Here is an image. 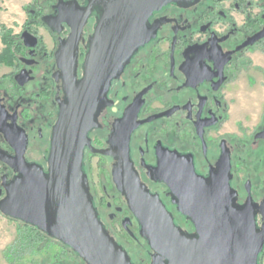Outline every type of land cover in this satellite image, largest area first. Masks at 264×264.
I'll return each mask as SVG.
<instances>
[{
  "label": "flooded vegetation",
  "instance_id": "flooded-vegetation-1",
  "mask_svg": "<svg viewBox=\"0 0 264 264\" xmlns=\"http://www.w3.org/2000/svg\"><path fill=\"white\" fill-rule=\"evenodd\" d=\"M90 1L32 0L20 30L0 25V200L24 176L6 159L23 153L48 173L67 85L74 73L78 82L85 76L102 12L94 7L79 29ZM148 24L156 25L151 38L100 95L83 161L99 219L133 264H153L158 254L114 178L127 145L143 188L159 195L187 234H196L192 219L164 178H180L192 163L210 181L222 156L230 160L235 204L252 201L259 228L264 221V102L253 126L232 123L235 107L258 103L252 96L264 92V0H178L154 11ZM15 220L56 244L50 260L31 264H89L37 226Z\"/></svg>",
  "mask_w": 264,
  "mask_h": 264
},
{
  "label": "water",
  "instance_id": "water-1",
  "mask_svg": "<svg viewBox=\"0 0 264 264\" xmlns=\"http://www.w3.org/2000/svg\"><path fill=\"white\" fill-rule=\"evenodd\" d=\"M178 0H91L79 29L94 7L102 9L85 61V76L73 74L67 85L68 102L61 106L44 173L23 153L6 159L23 177L6 186L0 211L12 219L37 226L70 246L89 264H133L126 251L107 233L89 195L83 170L88 129L100 95L108 89L137 47L146 43L155 26L154 11ZM71 2H61L68 4ZM78 35L71 43L76 44ZM165 181L178 196V209L191 217L196 234L175 222L159 195L143 188L132 168L128 145L120 150L114 178L138 217L141 232L157 252L153 264H260L264 251V221L257 225L254 206L235 204L230 160L222 156L210 181L193 164Z\"/></svg>",
  "mask_w": 264,
  "mask_h": 264
},
{
  "label": "rangeland",
  "instance_id": "rangeland-1",
  "mask_svg": "<svg viewBox=\"0 0 264 264\" xmlns=\"http://www.w3.org/2000/svg\"><path fill=\"white\" fill-rule=\"evenodd\" d=\"M32 0H0V25L10 26L14 31L20 30L24 19L26 18L25 6L31 4ZM1 35V34H0ZM3 48V42L0 36V50ZM253 99L258 103H249L246 105L235 107L232 111V123L234 126L237 121L242 119L246 125L253 126L257 122L258 115L262 111L261 103L264 102L263 90L257 91ZM250 117H254L252 121H247ZM234 129V128H233ZM96 160V159H95ZM34 233L25 228L21 222L5 216L0 211V264H31L33 261L50 260L51 251L55 252V243L43 240L36 241L33 248L36 252L30 253L28 247L17 245L19 238L33 235ZM34 237V236H33ZM23 252V254H21ZM19 254H21V257ZM261 264H264V253L261 257Z\"/></svg>",
  "mask_w": 264,
  "mask_h": 264
},
{
  "label": "trees",
  "instance_id": "trees-1",
  "mask_svg": "<svg viewBox=\"0 0 264 264\" xmlns=\"http://www.w3.org/2000/svg\"><path fill=\"white\" fill-rule=\"evenodd\" d=\"M3 28H5L4 25H3ZM41 239H42L41 236L34 233L33 235H28V236L26 235L24 237L19 238L17 245L19 244L25 248L28 247L26 250H24V252L27 251L28 249H29V251H31L32 247L34 246V243H36V241L41 240ZM263 253H264V251H263ZM21 254H23V252H21ZM21 254H19L20 256H18V257H21ZM261 257H262V255H261Z\"/></svg>",
  "mask_w": 264,
  "mask_h": 264
}]
</instances>
